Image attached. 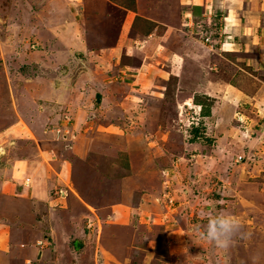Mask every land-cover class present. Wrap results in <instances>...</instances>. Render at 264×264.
I'll return each mask as SVG.
<instances>
[{
    "label": "crops",
    "instance_id": "obj_1",
    "mask_svg": "<svg viewBox=\"0 0 264 264\" xmlns=\"http://www.w3.org/2000/svg\"><path fill=\"white\" fill-rule=\"evenodd\" d=\"M0 4V9H21L18 12L21 19L20 25L28 39L25 40L24 46L17 44V49L31 46L32 49L29 48L31 56L32 54L40 55L43 52L46 73L53 72L54 67H60L64 60L67 65L61 69H64L65 73H70L69 70L74 65L73 60L78 61V65L91 60L92 57L104 62L105 66H116L119 62L120 73L127 76L129 81L122 83L123 86L119 82H114L109 86V89L112 91V87L115 85L119 88L118 92L123 87L126 96L117 93L110 94V92V95L106 94V98L111 97L119 104L127 101L133 108L138 109L143 103L139 98L143 96H147L152 99L153 103L159 104L162 92L165 95L163 87L165 82L169 77H173L177 83L173 88L174 91L169 102L174 106L182 105L187 110L190 107L189 101L194 91L186 83L192 76L198 78L197 75H200L203 84L208 83L216 87V89L212 88L211 91L215 90L213 93L210 92V89H204V93H201L213 97V100L210 99L213 101V104L209 106L210 113L203 114V116H209L214 112L220 114L221 112L219 113L217 109L221 108V103L230 101V104L233 105L231 102L234 97L238 99L240 96L243 101V96L239 95V92H245L242 88L231 86L228 83V87L225 85L224 88H220L216 82L210 81L216 70L211 54L220 48L216 47L219 46V43L215 41L214 49H210L202 43H200L201 48H198L199 42L194 40L189 27L185 25L190 22H193L194 25L203 23L206 29H214L216 31L214 38H218L221 42L220 32H227L229 35L228 47L224 49L223 55H221V51L224 50L220 49L217 53L221 56L222 61L227 63L230 74L245 73L252 76V82L251 79L245 78V75L239 76L245 81H250V87L254 88L250 94L248 91L245 92L246 98L251 97V101L250 99L244 100L245 103L251 104L256 99L253 96L257 91L263 90L264 92V84L256 86L254 78L257 79V76L247 68H253L257 63L264 64V0H0ZM197 5L199 9H195ZM100 9L108 11L101 15ZM114 9L118 15L112 20ZM90 18L92 19L91 24ZM99 18L101 23L98 25L96 21ZM107 21L116 23L117 32L114 42L111 45L107 43L90 51L87 48L89 36H93L91 39L89 38V41H94L98 34L108 38L109 35H105L108 29ZM86 27H90L91 31ZM8 46L7 42L1 41L0 52L5 53V48ZM41 46L42 50L35 49ZM6 55L7 53H5ZM133 59L134 61H132ZM67 61L71 63L70 66ZM75 63L77 65V62ZM244 66L246 68H243ZM83 70H80L81 75L84 73ZM116 71L118 73V69ZM102 80L101 77L98 83L102 84ZM143 87L148 90H143ZM219 88L222 94L229 96V100L225 95L218 100L215 94H218L216 92L220 90ZM44 90L46 93H43ZM37 91L39 96L46 97L56 93L48 80H44L42 88ZM22 92L28 94L27 89H22ZM157 94H161V96ZM24 97L21 96L22 99ZM19 98L18 100H20ZM49 98L51 97L49 96ZM136 99L139 102H136ZM145 104H151V101L149 100ZM112 106L114 105L112 104ZM102 107L104 109L105 106L102 104ZM260 107L264 108V105ZM214 109L216 110L214 111ZM190 110L193 108L190 107ZM95 114L99 116V112ZM105 120L107 119L104 118ZM97 130V133L92 135L91 144L87 141L84 146V143L79 144L76 141L64 148V143L61 142L59 151L64 153L63 155L67 158L69 152H75L78 156H71L79 161H83L84 158L78 157L88 154L97 156L98 153L102 160L108 161L113 145L103 140L107 133L102 128H97ZM97 134L102 136L101 140L96 136ZM79 137L81 138L82 135ZM114 138L122 139L120 135H114ZM39 140L41 141L39 145L41 143L43 145L45 140L42 138ZM12 141V146L5 150V157L0 158L5 159L4 162L0 161V264H15L17 260L24 264H30V262L35 263L34 259L37 261L40 259L42 264H134L131 259L134 257L133 252L139 250L138 245L147 253L152 254L155 249H149L150 247L154 248L151 239L156 238L151 231H148L150 239L147 231L139 230V218L133 214L134 212L141 213L142 207H150V202L143 199L145 193L142 191L136 193L133 200L129 199L128 205L123 204L124 202H113V200L110 203L96 206L89 198L88 193H81V188L82 191L85 189L83 185L77 184L75 181L74 185L68 184L67 165L69 166L70 162L67 163V158L61 156L63 163L56 162V167L50 168V165L45 164L41 159L43 157L41 146L31 143L28 139L26 141L24 139L17 140V143ZM70 161L72 165L74 160ZM261 161L264 162V157ZM63 167H65L64 170ZM220 169H222L224 178L231 173L223 167ZM214 170L202 175L204 177L207 175L209 178ZM235 170L237 177L239 176L238 178L234 176L237 185L234 187L224 186L220 196L209 195L206 192L209 196L204 199H207L208 202L202 203L209 205H205L207 206L205 208L201 204L204 209L201 206L199 208H201V215L209 209L211 213L225 212L235 216L243 229L234 237L236 242L239 237L246 241V238H254L259 233L258 229L250 228L252 227L250 226V215L251 213L254 214L253 216L259 215L262 217L259 219L264 221V203H262V207L253 204L252 200L261 196L260 198L264 201V193L258 190L260 182L250 181L256 178L253 171L250 173L249 170L244 172L239 169ZM220 174L212 178L210 191L217 190L214 183L221 180L222 175ZM224 178L222 179L223 184L226 181ZM200 179H203L202 176ZM227 183L230 182L227 181ZM262 187L264 190V186ZM55 189H62L65 192L62 193V196L55 195L53 192ZM122 190L124 192V189ZM128 194L130 197L133 192L131 193L129 190ZM38 204L46 207V211L41 213L36 211ZM61 212H64L65 215ZM46 220H48V226L45 223ZM151 226L149 224V227ZM176 226L179 227V223ZM56 230H60L58 231L60 235ZM41 232L45 238H41V234H39ZM262 234H264V230ZM22 238L24 239L22 240ZM180 242L172 244L173 247L181 248ZM168 243H170L169 239ZM196 246L208 250L206 244L202 242ZM169 248L171 249V247ZM212 251L210 249L211 253L206 252L203 255L205 261ZM147 253H144L141 260L136 261V264H140V261L141 264H149ZM201 254L204 253L201 252ZM183 264L191 263L185 259ZM207 264L214 263L207 261Z\"/></svg>",
    "mask_w": 264,
    "mask_h": 264
},
{
    "label": "rangeland",
    "instance_id": "obj_2",
    "mask_svg": "<svg viewBox=\"0 0 264 264\" xmlns=\"http://www.w3.org/2000/svg\"><path fill=\"white\" fill-rule=\"evenodd\" d=\"M20 10L0 9V42H7L9 45L5 48L6 56L4 52H0V158L5 157V150L12 146V140L17 143V140L24 139L26 141L28 139L31 143L39 145L41 142L39 138H42L45 142L43 145H41L42 143L39 145L43 153L41 159L45 164L48 163L50 168H55L56 162L62 164L63 158H67L63 155L64 153L59 151V143H64V148L76 141L79 144L84 143V146L87 141L91 144L92 135L97 133V128H102L107 133L103 140L113 145L108 156L109 162L105 159L102 160L98 153L97 156L88 154L78 157L84 158L83 161H79L71 156H78L75 152H69L67 163H71V159L74 161L72 165L70 163L69 166L67 165L68 184L74 185L77 182V184L83 185L85 189L82 191L81 188V193H88L89 198L96 206L110 203L113 200V202H124L123 204L128 205L130 200L136 197V193L140 191L145 193L143 199L150 202V207H142L141 213L134 212L133 214L139 218L140 231L143 229L142 232L151 231L153 233L156 239H151L148 232L154 246L149 249L155 250L152 254L147 253L138 245L141 249L138 248L139 250L134 251V257L131 259L134 264L137 260H141L144 253L148 255L149 264L150 262L151 264H183L185 259L189 260L191 264H207V261H212L214 264H264V234H262L264 221L259 219V217L262 218L259 215L253 216L252 213L250 215V226H252L250 228L259 230L254 238H246L245 241L244 238L240 239L239 237L226 252L217 254L212 251L206 261L203 255L206 252L211 253L209 252L211 248L193 232L195 226L203 224L208 214L211 213L208 209L201 215L200 209H204L202 205H209L202 203L208 202L204 198H208L211 194L220 196L224 186L234 187L237 185V181L234 179V176L237 177L235 169L242 172L249 170L250 173L253 171L256 178L250 181L260 182L258 190L264 193L262 189L264 186V162L261 161L264 157V108L260 107L264 105L262 104L264 103V92L263 90L257 91L253 96L256 99L254 98L255 100L251 104L245 103L244 100L250 99L251 101V97L246 98L245 92L248 91L250 94L254 88L250 87V81H245L239 76L245 75V78L251 79V82L252 76L245 73L230 74L227 63L222 61L221 56L217 53L220 49L224 50L228 47L229 35L227 32H220L221 42L218 38H214L216 36L214 29H206L205 24L198 22L197 25H194L193 22L185 24L186 27H189L194 40L199 42L198 48H201L200 43H202L204 46L207 45L210 49H214V43H219V46L216 47L220 48L211 54L216 70L211 76L213 78L210 77V81L216 82L220 88H224L225 85L228 87V84L242 88L245 92H239V95L243 96V101L240 96L238 99L234 97L231 102L233 105L230 104V101H224L220 105L221 108H216L219 113L221 112L220 114L214 112L209 116H203V114L210 113L209 106L213 104L211 101L213 97L201 93H204V89H210V92L213 93L215 90H211L215 86L208 83L203 84L200 75H197L198 78L190 77L186 85L195 92L192 93L189 101L193 110H190V107L185 110L182 105L174 106L169 102L174 91L173 88L177 83L173 77H169L163 86L165 95L163 92L162 96L157 94L161 96L159 104H155L152 99L143 96L139 98L143 101L142 105L135 109L127 101L119 104L111 97L106 98V94L125 95L123 87L118 92L119 88L115 85L112 87V91L109 89V86L114 82H119L123 86L124 82L129 81L127 76L120 73L119 62L116 66H105L104 62L92 57L91 60L78 65V61L73 60L74 65L71 66L70 73H65L64 69H61L67 65L64 60L60 67H54L53 72L46 73L43 52L40 55L32 54L31 56V46L30 49L22 47L23 51L20 48L17 49V44L24 46L25 40L28 39L20 25L21 19L18 15ZM100 10L101 15L108 11ZM116 15L118 14L115 10L111 19L113 20ZM91 18L89 19L90 24ZM96 23L98 25L101 23L100 18ZM115 24L107 21L108 29H105V35H109L108 38L98 34L94 41H89V38L93 37L89 36L87 48L91 51L107 43L111 45L116 38ZM86 28L89 30L90 27ZM204 32L209 33L207 35L210 40H205ZM35 49L42 50V46ZM224 52L225 50L221 51V55ZM134 59L136 60V58ZM67 63L68 66L71 65L69 61ZM247 68L257 76V79L254 78L256 86L264 84V64L257 63L253 67L255 69ZM116 69H118V73H116ZM80 70L84 72L82 75ZM101 77L104 81L102 80V84H99L98 81ZM44 80H48L52 84L56 93L50 94L48 97L39 96L37 90L42 88ZM22 89H27L28 94L23 93ZM144 89L146 88L143 87ZM43 93H46L45 90ZM216 93H218L215 94L218 100L224 95L228 100L230 99L227 94L221 93V89ZM21 96H25L24 99ZM149 100L151 104H145ZM135 101L139 102L137 99ZM72 104L74 105L72 106ZM102 104L105 106L104 109ZM98 112L99 116L95 114ZM104 118L107 120L104 121ZM103 121L105 126L109 124L106 128ZM80 135H82L81 138ZM114 135H120L122 139L117 140ZM96 136L101 140V135L97 134ZM4 160L0 159L1 162ZM53 160L54 162H51ZM221 167L231 172L228 177L224 178ZM64 168L62 169L64 170ZM73 170L74 172L71 173ZM213 170L212 177L211 175L209 178L207 175L205 177L202 175ZM217 174L222 175V178L218 180V183H214L217 190L210 191L212 178ZM200 176L203 179H200ZM223 178L226 179L224 184ZM202 188L203 190H201ZM129 190L131 193L133 192L130 197L128 196ZM53 192L55 195L62 196L65 190L59 192L55 189ZM206 192L209 193L208 196ZM260 197L252 199L253 204L263 207L264 201ZM200 206L201 208H199ZM36 211L45 212L46 207L38 204ZM62 213L65 215L64 212ZM45 223L49 224L48 220ZM177 223H179V227L176 226ZM149 224L152 226L149 227ZM172 229L173 231H171ZM242 230L241 228L240 231ZM42 233H39L41 238H45ZM168 239L170 243H168ZM153 240L155 241L153 242ZM39 241L41 243V240ZM177 241L181 245L179 249L173 247ZM201 242L206 244L208 250L196 246ZM34 261L35 263L30 262V264H42L40 259L38 261L34 259ZM15 264L24 263L17 260Z\"/></svg>",
    "mask_w": 264,
    "mask_h": 264
},
{
    "label": "clouds",
    "instance_id": "obj_3",
    "mask_svg": "<svg viewBox=\"0 0 264 264\" xmlns=\"http://www.w3.org/2000/svg\"><path fill=\"white\" fill-rule=\"evenodd\" d=\"M241 227L235 216L225 212H214L208 214L203 224L195 226L193 232L207 243L213 252L222 254L232 245Z\"/></svg>",
    "mask_w": 264,
    "mask_h": 264
},
{
    "label": "built area",
    "instance_id": "obj_4",
    "mask_svg": "<svg viewBox=\"0 0 264 264\" xmlns=\"http://www.w3.org/2000/svg\"><path fill=\"white\" fill-rule=\"evenodd\" d=\"M215 32H216V31L214 30V33H215ZM207 34H209V33H208V32H207V33L204 32V34H203V35H204V38H205V40H210V39H209V36H208ZM58 191H59V192H62V189H59Z\"/></svg>",
    "mask_w": 264,
    "mask_h": 264
},
{
    "label": "trees",
    "instance_id": "obj_5",
    "mask_svg": "<svg viewBox=\"0 0 264 264\" xmlns=\"http://www.w3.org/2000/svg\"><path fill=\"white\" fill-rule=\"evenodd\" d=\"M195 7H196L195 9H199L198 5H197V6H195ZM208 108H209V107H208ZM208 108H207V109H205V110H206V111H205V113L207 112Z\"/></svg>",
    "mask_w": 264,
    "mask_h": 264
}]
</instances>
